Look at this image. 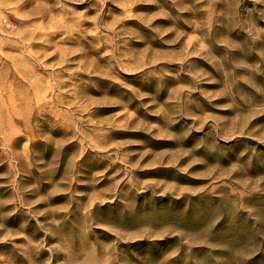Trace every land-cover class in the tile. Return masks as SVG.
I'll use <instances>...</instances> for the list:
<instances>
[{
    "label": "rangeland",
    "instance_id": "1",
    "mask_svg": "<svg viewBox=\"0 0 264 264\" xmlns=\"http://www.w3.org/2000/svg\"><path fill=\"white\" fill-rule=\"evenodd\" d=\"M0 264H264V0H0Z\"/></svg>",
    "mask_w": 264,
    "mask_h": 264
}]
</instances>
